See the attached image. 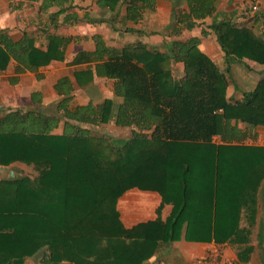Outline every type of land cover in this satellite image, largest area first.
<instances>
[{
  "label": "trees",
  "instance_id": "1",
  "mask_svg": "<svg viewBox=\"0 0 264 264\" xmlns=\"http://www.w3.org/2000/svg\"><path fill=\"white\" fill-rule=\"evenodd\" d=\"M119 1L99 0L98 6L112 16L89 23L111 25ZM251 1L255 5L259 0ZM123 2L125 20L134 24L155 4ZM173 2V26L187 31L200 27L201 37L172 41L168 51L160 52L140 41L115 49L94 36V50L81 51L70 62L89 64L72 74L79 89L93 87L94 77L113 80V95L120 103L105 99L73 106V84L63 77L53 86L58 100L51 112L0 113V167L16 163L35 173L0 180V264H24L38 257L41 264H147L161 248L168 250L180 240L233 244L239 247L238 263L250 260L264 148L215 145L212 138L239 142L264 127V78L248 92L233 86L239 97L226 98L219 70L199 44L211 33L227 72L243 61L264 67V10L246 14L247 25H237L233 16L217 12L218 0ZM181 2L186 10L180 9ZM72 4L41 0L39 10L56 8L50 21L59 16L68 21ZM207 20V29H202ZM80 40L52 33L42 49L34 37L16 38L2 29L0 72L13 61L15 77L9 83L16 84L20 74L63 62L67 46ZM173 64L182 65L181 77H175ZM30 99L40 104L38 93ZM107 124L128 128L129 137L119 146L92 133L91 128ZM131 190L155 192L161 203L155 219L126 228L117 203ZM165 205L171 210L162 219ZM256 239L258 260L264 264L262 222Z\"/></svg>",
  "mask_w": 264,
  "mask_h": 264
},
{
  "label": "crops",
  "instance_id": "2",
  "mask_svg": "<svg viewBox=\"0 0 264 264\" xmlns=\"http://www.w3.org/2000/svg\"><path fill=\"white\" fill-rule=\"evenodd\" d=\"M154 9L153 11L144 10L143 17L136 24L132 23L129 25V21L125 20L126 17V2L120 0L118 9L124 6V13H120V26L121 20L124 19L126 23L125 29L120 30L118 26L115 24L101 23V24H92L89 23V20H100L104 18L106 21L109 20V17L106 13V10L101 9L98 4L99 0H94L92 4L89 3L88 0L84 2H80V4L73 0V10L71 9L68 14L72 19L66 21L65 16H63V21L58 22L59 24L63 23V28H65V33L57 32L56 35L63 37H80L81 40L78 42H72L69 44L65 51V59L63 62H51L47 67L41 68L36 73L26 72L17 76V83L10 84L9 81L13 77L14 67L16 66L13 61H10L8 67L5 71L0 72V113L7 112L9 110H18L21 112H25L27 110H39L43 112H51L56 101L58 100V96L53 90V86L57 83V81L63 77H69L73 84V93H72V105L73 106H83L92 101L93 104H99L103 102L105 99L114 100L113 95V80H106L102 78L94 77V86L88 90H81L77 87L74 78V71H81L88 67L89 64H80V65H71L70 62L76 56L77 53L81 51L92 52L94 50V41L92 37L98 36L101 37L108 47H112L115 49H121L126 44H131L137 41L145 44L149 49L156 50L160 52L168 51L170 47V41H183L186 40L187 30L180 29L171 24L172 15H174V2L173 0H154ZM157 2L164 3L166 6H161L157 4ZM219 2V0H218ZM256 6L262 5L264 0H259L255 2ZM163 4V5H164ZM221 4V3H220ZM219 4V5H220ZM217 3V12L227 17H234L236 14L232 13H223L220 11ZM78 7H83L81 12H78ZM181 10H186V5L181 2L180 6ZM149 11V12H147ZM100 12H104V16ZM245 14V13H244ZM74 17V18H73ZM9 18V16H8ZM155 19V24L157 27L162 28L161 32H145L142 29V24L147 19ZM76 19V20H74ZM158 19V20H157ZM10 19H7L5 16H0V30L8 29L10 26ZM59 24H57L59 26ZM123 24V22H122ZM180 27V26H179ZM53 29H58V27ZM195 29V28H194ZM54 34H55V31ZM193 30V29H192ZM59 31V29H58ZM167 31L168 33H165ZM158 34L156 37L150 36V41H146L144 35H152V33ZM164 32V33H163ZM171 32V33H169ZM179 36L184 35L185 38H180V40H173L172 35ZM22 35L19 34L13 37H20ZM47 36V35H46ZM144 37V38H143ZM163 37L165 40H163ZM196 37V36H192ZM46 39V37H45ZM121 41H123L121 43ZM119 42L121 44H119ZM45 44H39L37 46L44 49L46 47ZM217 45V44H216ZM218 47V46H217ZM220 50V49H219ZM221 52V51H220ZM222 56V55H221ZM222 61L223 56L221 57ZM248 62V61H243ZM242 63V62H241ZM181 66V64H178ZM233 65V64H232ZM174 67V64L172 65ZM260 78L256 80L255 85L251 88L253 89L257 82L264 78V67L260 69ZM106 81L110 82V84L106 85ZM250 90V89H249ZM249 90L245 91L248 92ZM33 93H38L40 97L39 103L31 102V95ZM237 95L230 94L228 99H237L239 97ZM116 99V98H115ZM119 100V101H118ZM115 103H120V99L114 100ZM240 128H244V125H239ZM56 133H59L60 130H56ZM254 135H249L247 139L243 141H233L230 143H223L216 136L212 138V143L215 145H228L231 147H244V148H264V127H257L252 131ZM258 162V160L256 161ZM21 164H12L9 167L13 168L14 166H18ZM3 168V167H1ZM264 185V182L260 188V191ZM134 192V193H132ZM260 195V192H259ZM259 195H258V215L256 220V225L260 222L264 223L260 215V205H259ZM128 199V200H127ZM126 201L127 204L130 202H134L135 206H137L136 211L134 213V223L131 222V219L127 221L120 217L121 222L126 228H130L133 225L145 222L149 220L155 219V210L161 203V197L155 192H144L138 190H131L122 195L117 203V210L120 215L119 202ZM171 206L165 205L161 211L162 219H165L170 213ZM258 234V233H257ZM256 234V235H257ZM228 243L224 244L227 245ZM221 247L222 245H216L214 243H194V242H186L184 240H180L178 242L172 243L170 248L167 250L165 248H161L149 261L147 264H195V262L204 257L206 255V250L213 249L215 247ZM235 264H240L237 262ZM246 264H260L258 260V254H252L250 256V260Z\"/></svg>",
  "mask_w": 264,
  "mask_h": 264
},
{
  "label": "rangeland",
  "instance_id": "3",
  "mask_svg": "<svg viewBox=\"0 0 264 264\" xmlns=\"http://www.w3.org/2000/svg\"><path fill=\"white\" fill-rule=\"evenodd\" d=\"M0 0V16H5L7 19H10L11 23L8 27L7 31L12 36H17L19 34H27L36 39V44H45V37L48 34L54 33L53 25L59 24L58 22L63 21V16H59L56 18V20L50 21L49 15L51 13H54L57 9L52 8L47 13L41 12L40 4L41 0ZM79 4L80 2H84L85 0H76ZM90 4L93 3L94 0H88ZM263 1V0H262ZM221 3V4H220ZM157 4L163 6H166L164 3L157 2ZM164 4V5H163ZM220 4V5H219ZM218 7L220 11L223 13H232L234 12L236 16L232 17L233 22L237 25H247L249 22V18H247L249 15L246 16V14H250V17L253 16V11H258L257 13H260L262 10H264V3L262 5L255 6L251 0H219ZM257 7V10H254L253 7ZM260 7V8H259ZM168 9V7H165ZM73 10V8H72ZM83 10V7H78V12H81ZM260 10V12H259ZM124 13V6H122L119 10L118 14H113V23L116 26H120V13ZM149 12V11H147ZM106 13L110 19L112 16V13L108 12L106 10ZM245 13V14H244ZM104 16V12L100 15ZM111 14V15H110ZM9 16V18H8ZM143 17V14L141 16V19ZM227 17V16H225ZM140 19V20H141ZM158 20V19H157ZM111 21V20H110ZM123 22V24H122ZM127 22H125L124 19L121 20V26L119 27L120 30L125 29V25ZM174 23V16L172 15L171 24ZM210 23V20H207L204 25H202V29H207V25ZM131 22H129V25ZM58 29L55 31V34L57 32L65 33V28H63V23L57 25ZM142 29L145 32H161L162 28L157 27L155 24V19H147L142 24ZM200 30L201 28H195L191 31H187L186 38L192 37V36H200ZM165 33H168L167 31H164ZM163 32V33H164ZM171 33V32H169ZM158 34H155L154 32L152 35H144L146 41H150V36L156 37ZM172 38L173 40H180V38H185L184 35L179 36V39L177 36H174L173 34ZM207 38H201L200 44H199V50L210 60L212 61L217 69L219 70V73L222 77L223 84H225V96L226 98L230 95H237V91L234 89L233 86L237 88L239 91H247L251 89L258 78H260V69L263 66L254 64L252 62H238L230 66L229 71H226V65L222 61V52H220L219 48L217 47L215 40L210 33ZM143 37V38H144ZM163 40L165 38L163 37ZM123 41H121L122 43ZM172 41L169 43L171 44ZM119 42V44H121ZM173 71L175 73V77L179 78L181 77L182 68L178 64H174ZM110 84V82L106 81V85ZM114 98V97H113ZM114 100H116L114 98ZM119 101V100H118ZM91 131L95 135H105L109 138L114 139V143L116 145H121L124 139L128 138L130 133L128 128H122V127H115L112 124H107L95 128H91ZM35 173L31 170V168H26L25 166H14L13 168L10 167H0V180L1 179H14L19 177H34ZM134 193V192H132ZM128 200V199H127ZM259 205H260V215L259 219L264 221V185L260 191L259 195ZM119 208H120V217L122 219H125L128 222L129 219H131V222L134 223V213L136 211L137 206H135V203L130 202L127 204L126 201L119 202ZM246 225V222L244 220L241 221L240 226L244 227ZM258 233V226L256 225L251 232V235L249 237L250 245L254 247V255H257L259 253V248L257 246V239L256 234ZM220 247L211 248L209 250H206V254L214 251L215 249L222 253V255L226 259V264H235L236 263V255L237 251L239 250V247L233 245V244H227L224 246V244H221ZM39 258V257H38ZM38 258L35 259H27L24 264H41L40 260ZM197 262V261H196ZM195 262V264H197Z\"/></svg>",
  "mask_w": 264,
  "mask_h": 264
},
{
  "label": "built area",
  "instance_id": "4",
  "mask_svg": "<svg viewBox=\"0 0 264 264\" xmlns=\"http://www.w3.org/2000/svg\"><path fill=\"white\" fill-rule=\"evenodd\" d=\"M254 10L257 9V7H253ZM197 264H226V259L222 255L221 252L215 249L214 251L206 254L204 257L200 258L196 262Z\"/></svg>",
  "mask_w": 264,
  "mask_h": 264
}]
</instances>
